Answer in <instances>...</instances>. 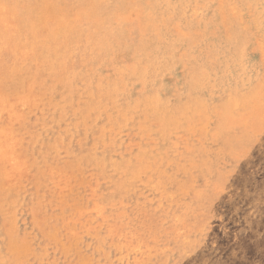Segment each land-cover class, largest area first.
Segmentation results:
<instances>
[{
    "label": "rangeland",
    "instance_id": "374dc122",
    "mask_svg": "<svg viewBox=\"0 0 264 264\" xmlns=\"http://www.w3.org/2000/svg\"><path fill=\"white\" fill-rule=\"evenodd\" d=\"M0 122V264H264V0H0Z\"/></svg>",
    "mask_w": 264,
    "mask_h": 264
},
{
    "label": "bare ground",
    "instance_id": "6f19581e",
    "mask_svg": "<svg viewBox=\"0 0 264 264\" xmlns=\"http://www.w3.org/2000/svg\"><path fill=\"white\" fill-rule=\"evenodd\" d=\"M129 17H130V16H129ZM129 17H128V18H129ZM52 18H53V17H52ZM48 19H49V18H48ZM157 63H158V62H157ZM36 102H37V101H36ZM41 102H42V101H41ZM59 106H60V105H59ZM3 111H4V110H3ZM41 112H42V111H41ZM41 112H40V113H41ZM1 115H2V114H1ZM3 117H4V116H3ZM5 117H6V116H5ZM9 118H10V117H9ZM1 119H2V118H1ZM7 119H8V118H7ZM4 121H5V120H4ZM28 121H29V120H28ZM9 122H10V121H9ZM0 123H1V122H0ZM1 124H2V123H1ZM5 124H7V123H5ZM11 125H12V122H11ZM108 128H109V127H108ZM110 128H111V127H110ZM3 130H4V129H3ZM3 130H0V133H1V131L3 132ZM7 130H8V129H7ZM10 131H11V130H10ZM11 133H12V132H11ZM86 133H87V132H86ZM4 135H5V134H4ZM13 135H14V134H13ZM11 136H12V135H11ZM65 136H66V135H65ZM6 137H7V136H6ZM13 138H14V137H13ZM12 140H13V139H12ZM11 142H12V141H11ZM17 144H18V142H17ZM4 146H5V145H4ZM51 147H52V146H51ZM0 148H2V147H0ZM18 148H20V147H18ZM5 150H6V149H5ZM16 150H17V149H15V151H16ZM19 150H20V149H19ZM17 151H18V150H17ZM20 151H21V150H20ZM19 154H20V153H19ZM19 154H18V155H19ZM20 157H21V156H20ZM23 157H24V156H23ZM21 158H22V157H21ZM1 160H2V159H1ZM15 160H16V159H15ZM80 160H81V159H80ZM3 161H4V160H3ZM3 161H1V162H3ZM2 165H4V164H2ZM29 165H30V164H29ZM5 166H6V165H5ZM75 167H76V166H75ZM6 168H7V167H6ZM8 168H9V167H8ZM78 168H79V167H77V169H78ZM26 169H27V168H26ZM38 169H39V168H38ZM48 170H49V169H48ZM70 170H71V169H70ZM73 170H74V169H73ZM75 170H76V169H75ZM52 171H53V170H52ZM78 171H79V170H78ZM25 172H26V170H25ZM56 172H57V171H56ZM60 172H61V171H60ZM60 172H59V173H60ZM67 172H68V171H65V174H66ZM70 172H72V170H71ZM79 172H80V171H79ZM79 172L76 171L77 175H78ZM6 173H7V172H6ZM23 173H24V172H23ZM39 173H40V172H39ZM50 173H51V172H50ZM74 173H75V172H74ZM4 174H5V173H4ZM57 174H58V172H57ZM61 174H62V173H61ZM63 174H64V173H63ZM72 174H73V173H72ZM66 175H67V174H66ZM81 175H83V174H81ZM54 176H55V175H54ZM67 176H68V175H67ZM70 176L72 177V175H70ZM60 177H61V176H60ZM75 177H76V176H75ZM75 177H74V178H75ZM82 177H83V176H82ZM1 178H3V177L1 176L0 179H1ZM64 178H65V177H64ZM76 178H78V176H77ZM85 178H86V177H85ZM54 179H55V178H54ZM72 179H73V178H72ZM72 179H71V180H72ZM1 180H3V179H1ZM1 180H0V181H1ZM20 180H22V179H20ZM20 180H19V183H20ZM34 180H35V179H34ZM71 180H70V181H71ZM77 180H78V179H77ZM85 180H86V179H85ZM87 180H88V179H87ZM23 181H24V180H23ZM25 181H26V180H25ZM68 181H69V179H68ZM82 181L85 182L84 180H82ZM89 181H90V180H88V182H89ZM44 182H45V181H44ZM79 182H80V180H79ZM79 182H77V183H79ZM57 183H60V182L57 181ZM68 183H69V182H68ZM80 183H81V182H80ZM80 183H79V184H80ZM86 183H87V181H86ZM14 184H15V183H14ZM87 184H88V183H87ZM91 184H92V183H91ZM47 185H48V184H47ZM52 185H54V184H52ZM81 185H82L83 187L85 186L84 184H81ZM88 185H89V184H88ZM0 187L2 188L3 186L0 184ZM15 187H16V186H15ZM15 187H13V188L15 189ZM41 187H43V186H41ZM54 187H55V185H54ZM56 187H57V186H56ZM80 187H81V186H80ZM83 187H82V188H83ZM88 187H90V186H87V188H88ZM91 187H92V186H91ZM1 188H0V189H1ZM69 188H70V187H69ZM71 188H73V187H71ZM84 188H85V187H84ZM3 189H4V192H5V189H6V188H3ZM3 189H1V190L3 191ZM9 189H11V188H9ZM18 189H19V188H18ZM40 189H41V188H40ZM56 189H57V188H56ZM65 189H66V187H65ZM77 189H78V188H77ZM88 189H89V188H88ZM91 189H92V188H91ZM6 190H7V189H6ZM66 190H68V189H66ZM71 190H72V189H71ZM71 190H70V191H71ZM73 190H74V188H73ZM78 190H79V189H78ZM78 190H76V191H78ZM7 191H8V190H7ZM29 191H30V190H29ZM56 191H57V190H56ZM61 191H62V190H61ZM61 191H60V192H61ZM70 191H68V192L70 193ZM79 191L81 192V189H80ZM124 191H125V190H124ZM9 192H10V191H9ZM11 192H13V191L11 190ZM14 192H15V190H14ZM40 192H41V191H40ZM65 192H66V191H65ZM65 192H64V193H65ZM68 192H67V194H68ZM83 192H84V190H83L81 193H83ZM86 192H87V191H86ZM91 192H92V190H91ZM33 193H34V192H33ZM54 193H55V192H54ZM56 193H57V192H56ZM72 193H73V191H72ZM74 193H75V192H74ZM76 193H77V192H76ZM11 194H13V193H11ZM52 194H53V193H52ZM62 194H63V193H62ZM65 194H66V193H65ZM67 194H66V195H67ZM79 194H80V193H79ZM79 194H78V195H79ZM84 194H85V193H84ZM89 194H90V192H89ZM14 195H15V194H14ZM28 195H29V194H28ZM33 195H34V194H33ZM56 195H57V194H56ZM58 195H59V193H58ZM68 195H69V194H68ZM71 195H72V194H71ZM85 195H86V194H85ZM93 195H94V196H93ZM93 195H91V196L95 197V194H94V193H93ZM10 196H11V195H10ZM39 196H40V195H39ZM52 196H53V195H52ZM60 196H64V195H61V194H60ZM69 196H70V195H69ZM76 196H77V195H75V197H76ZM81 196H82V195H79V196H77V197H79V199H80ZM12 197H13V196H12ZM48 197H49V195H48ZM85 197H86V196H85ZM42 198H43V197H42ZM53 198H54V197H51L50 199H53ZM63 198H64V197H63ZM70 198H71V197H70ZM87 198H88V197H87ZM0 199H1V198H0ZM33 199H34V198H33ZM38 199H40V197H39ZM48 199H49V198H48ZM54 199H56V197H55ZM61 199H62V198H61ZM66 199H67V198H66ZM74 199H75V198L73 197V200H74ZM90 199H91V198H90ZM109 199H110V198H109ZM22 200H23V199H22ZM43 200H44V199H43ZM76 200H78V199H76ZM80 200H81V199H80ZM92 200H93V199H92ZM111 200H112V199H111ZM34 201H35V200H34ZM37 201H38V200H37ZM39 201H40V200H39ZM39 201H38V202H39ZM50 201H51V200H50ZM54 201H55V200H54ZM56 201H58V200H56ZM66 201L68 202V200H66ZM93 201H95V199H94ZM96 201H97V199H96ZM96 201H95V202H96ZM43 202H45V201H43ZM43 202H42V204H44ZM52 202H53V201H52ZM52 202H51V204H53ZM70 202H71V201H70ZM81 202H84V199H83V201H81ZM95 202H94V204H95ZM101 202H102V201H101ZM4 203H5V202H4ZM49 203H50V202H48V203H46V204L50 205ZM56 203H57V202H56ZM56 203L54 204V206L56 205ZM60 203H61V202H60ZM68 203H69V202H68ZM72 203L74 204V202H72ZM85 203H86V201H85ZM91 203H93V202H91ZM7 204H8V203H7ZM42 204H40V205H42ZM62 204L64 205L65 202L62 203ZM75 204H78V203L75 202ZM75 204H74V205H75ZM81 204H83V203H81ZM81 204H80V206H83V205H81ZM89 204H90V202H89ZM94 204H93V206H94ZM60 205H61V204H59L58 206H60ZM71 205H72V204H71ZM71 205H70V206H71ZM74 205H73V207H74ZM84 205H85V204H84ZM8 206H9V209H11L10 205H8ZM54 206H53V207H54ZM56 206H57V205H56ZM68 206H69V205H68ZM77 206H79V205H77ZM77 206H75V207H77ZM85 206H86V205H85ZM28 207H29V206H28ZM44 207H45V206H44ZM51 207H52V206H51ZM53 207H52V208H53ZM86 207H87V206H86ZM7 208H8V207H7ZM42 208H43V207H42ZM48 208H49V207H48ZM58 208H60V207H58ZM69 208H70V207H69ZM69 208H68V209H69ZM80 208L82 209L83 207H80ZM29 209H30V208H29ZM31 209H32V207H31ZM38 209H39V208H38ZM50 209H51V208H50ZM61 209H62V208H61ZM85 209H87V208H85ZM91 209H92V208H91ZM103 209H104V208H103ZM32 210H33V209H32ZM43 210H44V209H43ZM48 210H49V209H48ZM77 210H78V208H77ZM101 210H102V209H101ZM0 211H1V210H0ZM37 211H38V210H37ZM44 211H45V210H44ZM49 211H50V210H49ZM72 211H74V209H73ZM103 211H104V210H103ZM106 211H107V210H106ZM1 212H2V211H1ZM9 212H10V211H9ZM9 212H8V213H9ZM33 212H34V211H32V213H33ZM53 212H54V211H53ZM62 212H63V211H62ZM62 212H61V214H62ZM70 212H71V211H70ZM70 212H69V213H70ZM81 212H82V211H81ZM99 212H100V211H99ZM119 212H120V211H119ZM54 213H55V212H54ZM54 213H53V214H54ZM67 213H68V211H66V214H67ZM72 213H73V212H72ZM82 213H83V212H82ZM82 213H81V214H82ZM102 213H106V212H102ZM2 214H4V212H3ZM2 214H1V215H2ZM9 214H10V213H9ZM39 214H40V213H39ZM41 214H42V213H41ZM57 214H60V213H57ZM66 214H65V215H66ZM75 214H77V213H75ZM81 214H80V215H81ZM84 214H85V213H84ZM96 214H97V213H96ZM4 215H5V214H4ZM46 215H47V214H46ZM67 215H68V214H67ZM67 215H66V216H67ZM71 215H72V214H71ZM71 215H70V216H71ZM80 215H79V216H80ZM98 215H99V214H98ZM102 215H103V214H102ZM132 215H133V214H132ZM37 216H38V215H37ZM58 216L61 217V215H58ZM70 216H68V217H70ZM79 216L77 215V217H79ZM82 216H83V214H82ZM82 216H81V217H82ZM86 216H87V215H86ZM96 216H97V215H96ZM103 216H104V215H103ZM34 217H35V216H34ZM51 217H52V216H51ZM60 217H59V218H60ZM62 217H64L63 214H62ZM62 217H61V220H62ZM72 217H74V216H72ZM72 217H71V218H72ZM133 217L135 218L134 215H133ZM47 218H48V216H47ZM57 218H58V217H57ZM57 218H55V219H57ZM44 219H46V218L44 217ZM51 219H52V218H51ZM55 219H53V220H54L53 222H55ZM63 219H64V218H63ZM74 219H75V217H74ZM76 219L79 221L78 218H76ZM76 219H75V220H76ZM32 220H33V219H32ZM36 220H37V219H36ZM36 220H35V222H36ZM42 220H43V219H42ZM42 220H41V221H42ZM69 220H70V219H69ZM82 220H83V219H82ZM72 221H73V220H72ZM106 221H108V220L106 219ZM58 222H59V221H58ZM62 222H63V220L61 221V223H62ZM76 222H77V221H76ZM98 222H99V221H98ZM7 223H8V222H7ZM33 223H34V221H33ZM43 223H44V222H43ZM43 223H42V224H43ZM61 223H60V224H61ZM67 223H68V222H67ZM77 223H78V222H77ZM80 223H83V222L80 221ZM192 223H193V222H192ZM53 224H55V223H53ZM64 224H65V223H63L62 225H64ZM72 224H73V223H72ZM111 224H112V223H111ZM50 225H51V224H50ZM65 225H66V224H65ZM69 225H70V224H69ZM79 225H80V224H79ZM79 225L77 224L76 226H75V225H74V226L77 227V226H79ZM81 225H82V224H81ZM104 225H105V224H104ZM10 226H11V225H10ZM10 226H9V228H10ZM35 226H36V225H35ZM37 226H38V225H37ZM66 226H67V225H66ZM66 226H65V227H66ZM112 226H113V225H112ZM127 226H128V225H127ZM39 227H40V226H39ZM39 227L37 228V229H39V230L44 228V227H43V228H39ZM51 227H52V225H51ZM62 227H64V226H62ZM70 227H71V226H70ZM109 227H110V226H109ZM113 227H114V226H113ZM46 228H47V227H46ZM52 228H53V227H52ZM59 228L61 229V227H59ZM66 228H67V227H66ZM72 228H73V226H72ZM83 228H84V227H83ZM114 228H115V227H114ZM114 228H113V229H114ZM11 229H12V228H11ZM44 229H45V228H44ZM68 229L70 230L71 228L68 227ZM74 229H75V228H74ZM104 230H108L107 226H106V229H104ZM117 230H119V234H120V233H121V232H120V228H118ZM121 230H123V229L121 228ZM42 231H43V230H42ZM81 231H82V230H81ZM84 231H85V230H84ZM186 231H187V230H186ZM63 232H67V231H63ZM63 232H62V233H63ZM70 232H71V231H70ZM124 232H125V231H124ZM45 233H46V232H45ZM105 233H106V232H105ZM117 233H118V232H117ZM117 233H116V234H117ZM133 233H134V232H133ZM147 233H148V231H147ZM53 234H54V236H56V235H55L56 233L53 232ZM60 234H61V233H59V235H60ZM74 234H75V233H74ZM109 234H110V233H109ZM112 234H113V233L110 234V237H109L108 235H107V236H108L109 238H111V235H112ZM119 234H118V235H119ZM46 235H47V234H46ZM59 235H58V236H59ZM62 235H63V234H62ZM66 235H67V234H66ZM114 235H115V233H114ZM120 235H121V234H120ZM60 236H61V235H60ZM67 236H71V235H69V233H68ZM115 236H116V235H115ZM9 237H11V235H10ZM31 237H32V236H31ZM45 237H47V236H45ZM119 237H120V236H119ZM53 238L55 239V237H53ZM56 238H57V237H56ZM66 238H68V237H65V240H64V241L67 242ZM138 238H139V237H138ZM152 238H153V237H152ZM9 239H10V238H9ZM32 239H33V238H32ZM54 239H53V240H54ZM48 240H49V239H48ZM58 240H59V238H58ZM60 240H61V238H60ZM60 240H59V242L62 243ZM110 240H112V239H110ZM12 241H13L14 243H16L14 240H12ZM49 241H50V240H49ZM68 241H69V240H68ZM114 241H115V240H114ZM119 241H120V240H119ZM137 241H138V240H137ZM54 242L56 243V241H53V243H54ZM77 242H78V241H77ZM100 242H101V241H100ZM117 242H118V241H117ZM51 243H52V242H51ZM108 243H109V242H108ZM118 243H119V246L121 247V242H118ZM138 243H139V242H138ZM8 244H9V247H10V244H11V243H8ZM62 244H63V243H62ZM62 244H61V245H62ZM75 244H76V243H75ZM98 244L100 245V243H98ZM115 244H117V243H115ZM61 245H60V246H61ZM67 245L69 246L68 243H67ZM103 245H104V244H103ZM113 245H114V244H113ZM131 245H132V244H131ZM134 245H135V244H134ZM141 245H142V243H141ZM152 245H154V244H152ZM11 246H12V245H11ZM16 246H17V244H16ZM68 246H67V247H68ZM73 246H74V245H73ZM110 246H111V245H110ZM119 246H118V247H119ZM122 246H123V245H122ZM147 246H148V245H147ZM14 247H15V246H14ZM26 247H27V246H26ZM111 247H112V246H111ZM120 247H119V248H120ZM123 247H124V246H123ZM126 247H127V246H126ZM129 247H130V246H129ZM138 247H140V245H139ZM154 247H155V246H154ZM156 247H157V246H156ZM10 248H11V247H10ZM12 248H13V247H12ZM58 248H59V246H58ZM63 248H65V247H63ZM70 248H71V247H70ZM72 248H73V247H72ZM75 248H76V247H74V249H75ZM77 248H78V247H77ZM79 248H80V247H79ZM98 248H99V247H98ZM121 248H122V247H121ZM133 248H136V247H133ZM25 249H26V248H25ZM25 249H23V250H25ZM27 249H28V248H27ZM74 249H73V251H74ZM99 249H100V248H99ZM115 249H116V248H115ZM127 249H128V248H126V250H127ZM142 249H143V247H142ZM156 249H158V248H156ZM12 250H13V249H12ZM61 250H62V249H61ZM81 250H82V249H81ZM116 250H117V249H116ZM138 250H139V248H138ZM14 251L17 252L15 249H14ZM18 251H19V250H18ZM20 251H21V250H20ZM28 251H29V249H28ZM64 251H65V250H64ZM73 251H72V253H73ZM117 251H118V250H117ZM117 251H116V252H117ZM120 251H121V250H120ZM127 251H128V250H127ZM127 251H126V252H127ZM154 251H155V250H154ZM10 252H11V251H9V253H10ZM21 252H24V251H21ZM25 252H27V251L25 250ZM25 252H24V253H25ZM62 252H63V250H62ZM74 252H75V251H74ZM77 252H78V251H77ZM118 252H119V251H118ZM118 252H117V253H118ZM145 252H146V251H145ZM17 253H19V252H17ZM17 253H16L15 255H17ZM24 253H23V254H24ZM27 253H28V252H27ZM27 253H26V254H27ZM29 253H30V252H29ZM66 253H67V251H65L64 254L66 255ZM68 253H69V249H68ZM68 253H67V255H68ZM21 254H22V253H21ZM23 254H22V255H23ZM69 254H70V253H69ZM75 254H76V253H75ZM79 254H80V256H81V253H79ZM82 254H83V253H82ZM118 254H119V253H118ZM124 254H125V252H124ZM124 254H123V255H124ZM129 254H130V253H129ZM134 254H135V253H134ZM136 254H137V253H136ZM141 254H142V251H141ZM18 255L20 256V254H18ZM41 255H43L42 252H41ZM44 255H45V254H44ZM120 255H121V254H120ZM131 255H133V254H131ZM76 256H77V255H76ZM80 256H79V259L82 257V256H81V257H80ZM124 256H125V255H124ZM128 256H129V255H128ZM128 256H127V258H128ZM20 257H21V256H20ZM42 257H44V256H42ZM122 257H123V256H122ZM10 258H12V257H10ZM21 258H22V257H21ZM66 258L68 259L67 256H66ZM69 258H70V257H69ZM150 258H151V257H150ZM15 259H16V258H15ZM122 259H123V258H122ZM144 259H145V258H144ZM23 260H24V256H23ZM68 260H69V259H68ZM68 260H67V261H68ZM77 260H78V259H77ZM10 261L12 262L13 260H10ZM17 261L20 262V260H18V259H17ZM21 261H22V260H21ZM41 261H42V260H41ZM75 261H76V260H75ZM75 261H74V263L76 264ZM85 261H86V260H85ZM121 261H122V260H121ZM214 261H215V260H214ZM3 262H4V261H3ZM18 262H17V263H18ZM129 262H130V261H129ZM141 262H142V261H141ZM9 263H10V262H9ZM85 263H86V262H85ZM87 263H89V262L87 261ZM18 264H19V263H18ZM44 264H45V263H44ZM71 264H72V263H71Z\"/></svg>",
    "mask_w": 264,
    "mask_h": 264
}]
</instances>
